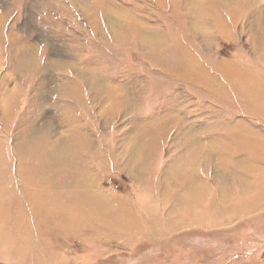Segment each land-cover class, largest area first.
Returning <instances> with one entry per match:
<instances>
[{
    "label": "rangeland",
    "instance_id": "374dc122",
    "mask_svg": "<svg viewBox=\"0 0 264 264\" xmlns=\"http://www.w3.org/2000/svg\"><path fill=\"white\" fill-rule=\"evenodd\" d=\"M0 264H264V0H0Z\"/></svg>",
    "mask_w": 264,
    "mask_h": 264
}]
</instances>
